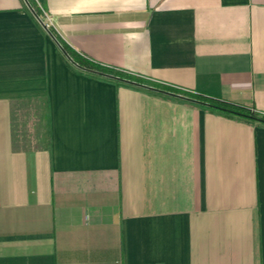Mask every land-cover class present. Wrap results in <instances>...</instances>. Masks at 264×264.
Masks as SVG:
<instances>
[{"label":"crops","instance_id":"obj_1","mask_svg":"<svg viewBox=\"0 0 264 264\" xmlns=\"http://www.w3.org/2000/svg\"><path fill=\"white\" fill-rule=\"evenodd\" d=\"M33 1L79 55L264 113V0ZM0 264H264V124L78 68L0 0Z\"/></svg>","mask_w":264,"mask_h":264},{"label":"trees","instance_id":"obj_2","mask_svg":"<svg viewBox=\"0 0 264 264\" xmlns=\"http://www.w3.org/2000/svg\"><path fill=\"white\" fill-rule=\"evenodd\" d=\"M29 1H30L32 8L34 9V12L39 17L43 18L42 11L39 9L38 5L33 0H29ZM49 29L54 35H56V33L54 32V30L51 27H49ZM56 37L58 38L59 42L61 43V45L63 46L65 51L69 54V56L77 64H79L81 67H83L84 69L89 70V71L93 70V71H97V72H101V73H106L109 75H113V76H117V77H121V78H126V79H130L133 81L141 82V83L142 82L148 83V82L144 81L143 79L136 77L130 73H127L125 71H122V70H119L117 68H113V67H110L107 65H103V64L98 63L96 61L88 59L82 55H79V54L75 53L57 35H56ZM149 84H151L152 86L158 87V88H162L164 90H168V91H172V92H176V93H182V94H185V95L192 97L194 99L207 102L210 104L209 106L211 108H213V109H215V110H217V111H219L225 115L243 117V118H246L248 120L264 124V113L258 112L256 110H254L253 108H247L244 106L236 105V104L230 103L228 101H224V100L219 99V98L202 95V94H199L196 92H179L178 90H174V89H171L169 87H165V86L160 85L158 83L150 82Z\"/></svg>","mask_w":264,"mask_h":264},{"label":"water","instance_id":"obj_3","mask_svg":"<svg viewBox=\"0 0 264 264\" xmlns=\"http://www.w3.org/2000/svg\"><path fill=\"white\" fill-rule=\"evenodd\" d=\"M25 1V4L26 6L28 7V9L34 14V16L41 22L43 28L47 31V33L50 35V37L54 40V42L56 43V45L58 46V48L60 49V51L62 52V54L66 57V59L72 63L74 66L78 67V68H81V69H84L83 67H81L79 64H77L70 56L69 54L65 51V49L63 48V46L60 44V42L56 39V37L50 32L49 28L40 20V18L36 15V13L34 12V9L32 8L31 4L29 3L28 0H24ZM92 72H95V73H98V74H101V75H104V76H107V77H110L112 79H116V80H119V81H122V82H126V83H130V84H134V85H137V86H140V87H143V88H146V89H149V90H153V91H156V92H159V93H164V94H169V95H173V96H176V97H179V98H182V99H185V100H188V101H192V102H195V103H199V104H202V105H206V106H209L210 104L207 103V102H204V101H200V100H197V99H194L192 97H189L187 95H183V94H179V93H174V92H171V91H168V90H164L162 88H158V87H155V86H152V85H148V84H145V83H141V82H137V81H133V80H130V79H126V78H121V77H117V76H113V75H109V74H106V73H101V72H97V71H93L91 70Z\"/></svg>","mask_w":264,"mask_h":264},{"label":"built area","instance_id":"obj_4","mask_svg":"<svg viewBox=\"0 0 264 264\" xmlns=\"http://www.w3.org/2000/svg\"><path fill=\"white\" fill-rule=\"evenodd\" d=\"M42 12H43V14H44V18H45V20H44V24H45L47 27H50L51 24H52V22H53L52 17H51L49 14H47L45 11L42 10ZM133 75L136 76V77H139V78H141V79H143V80H145V81L148 80V81H146V82H148V83H145V84H148V85H151V84H149V83L153 81V79H149L148 77H145V76L140 75V74H133ZM153 82H156V83H158V84H160V85H163V86H165V87H169V88L174 89V90H178L179 92H192L191 90H188V89L182 88V87H180V86H178V85H174V84H171V83H167V82H158V81H153ZM142 83H144V82H142ZM179 94H182V93H179ZM183 95H185V94H183Z\"/></svg>","mask_w":264,"mask_h":264}]
</instances>
